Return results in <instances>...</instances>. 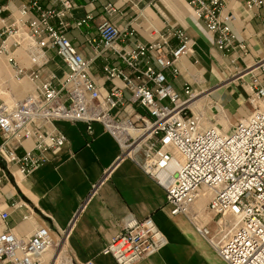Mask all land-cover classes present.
<instances>
[{
  "label": "built area",
  "instance_id": "obj_1",
  "mask_svg": "<svg viewBox=\"0 0 264 264\" xmlns=\"http://www.w3.org/2000/svg\"><path fill=\"white\" fill-rule=\"evenodd\" d=\"M88 1L90 6L96 2ZM225 3L189 0L194 16L212 35L222 57H230L233 66L246 64L249 49L237 43L230 25L235 16L224 13ZM245 4L249 12L264 8V0H247ZM74 8L73 0H28L10 25L1 19L0 8V57H11L24 47L31 67H21L15 57L8 62L16 80L27 78L34 85L31 93L12 105L0 100V158L7 168L28 177L47 161V152L63 149L68 139L56 127L57 122L85 124L90 136L93 125L100 124L119 142L123 156L136 162L165 190L171 214L186 216L226 264H264V84L256 74L264 73V61L246 64L235 73L239 80L250 77L252 112L225 130L210 123L206 112L192 110L191 104L200 94L190 82L185 81L183 95L168 83L167 72L179 78L182 59L194 54L196 43L185 29L163 33L152 28L151 41L143 43L133 41L135 30L104 20L98 26L99 37L87 40L95 56L86 59L67 33L93 17L88 14L71 25L67 18ZM105 10L110 15L116 12L111 4ZM19 28L25 37L8 44ZM172 39L177 46L171 45ZM50 50H55L68 68L63 80L44 72ZM108 55L125 68L113 66ZM103 56H107L104 79L111 87L106 94L91 75L93 62ZM28 140L32 147L26 149ZM6 179L1 171L0 189ZM99 185H93L80 210ZM204 194L208 202L199 210ZM8 217V213L1 215L2 221ZM167 243L152 217L129 215L103 254L116 264H137L156 255ZM60 245L44 226L29 238L8 230L0 234V264H41L45 253Z\"/></svg>",
  "mask_w": 264,
  "mask_h": 264
},
{
  "label": "crops",
  "instance_id": "obj_2",
  "mask_svg": "<svg viewBox=\"0 0 264 264\" xmlns=\"http://www.w3.org/2000/svg\"><path fill=\"white\" fill-rule=\"evenodd\" d=\"M27 1L0 0V8H3L1 19L7 25L13 23L20 17V8ZM246 1L226 0L224 13L235 16L231 29L237 43L245 44L249 49L246 64L252 65L258 60L264 61V8L249 12ZM73 2L75 8L67 18L71 25L88 14L93 17L86 25L72 27L67 33L86 59L95 56L94 48L87 40L99 37L98 26L104 20L121 29L135 30L133 41L143 43L151 41L152 28L163 33L182 28L196 43L194 54L182 59V76L174 79L167 72L168 83L183 95L185 81L190 82L200 94L195 102L196 109L192 110L195 113L206 112L204 116L210 123H218L225 130L252 112L250 77L246 76L243 81L235 74L244 70L246 64L238 62L233 66L230 57H222L212 35L194 16L189 0H96L93 6L88 0ZM109 4L116 9L112 15L105 10ZM20 32L22 35L16 38L22 41L25 37L23 29ZM171 45L177 46V41L172 39ZM11 57H15L23 68L32 66L24 47ZM11 57L0 59V68L5 70L0 87H11L14 82L18 89L7 92L15 102L31 93L34 85L17 83L8 63ZM106 57L96 59L91 66V75L103 94L111 89L103 74ZM110 62L115 67L125 68L116 57H110ZM154 66L158 68L156 64ZM45 68V73L53 74L59 80L68 74L67 66L55 50L48 52ZM256 74L264 84V73L257 71ZM125 97L128 99L129 94L126 93ZM56 127L67 136L68 143L61 150L47 152V161L32 175L21 176L15 168L10 171L0 158V176L1 171L7 176L0 189V234L12 230L20 237L29 238L36 228L44 226L50 230L54 240L61 241L68 264L88 261L116 264L103 251L120 233L123 220L129 215L138 219L152 217L168 243L156 255L137 264H226L186 216L171 214L165 190L151 180L136 162L123 156L119 142L102 125H93L92 136L87 134L86 125L82 123L57 122ZM24 147H32V142L28 140ZM97 183L100 185L96 194L80 210ZM207 202L208 198L200 199L198 209L205 208ZM3 213L9 214L6 221L1 219ZM53 255L54 252L52 255L46 253L42 264H53Z\"/></svg>",
  "mask_w": 264,
  "mask_h": 264
},
{
  "label": "rangeland",
  "instance_id": "obj_3",
  "mask_svg": "<svg viewBox=\"0 0 264 264\" xmlns=\"http://www.w3.org/2000/svg\"><path fill=\"white\" fill-rule=\"evenodd\" d=\"M19 34H21V33H19ZM14 40V39H17L16 37H11V38H9V40L7 41V43L8 44H10L11 43V40ZM6 59V57L5 56H1L0 57V59ZM4 75H5V70H2L1 68H0V85H2V83H3V81L4 80H2V79H4ZM13 75H14V73H13ZM15 79V78H14ZM16 80V79H15ZM17 81V83H20V84H23V83H26V82H28V83H31L32 84V82H30V81H28L27 79H24V80H16ZM7 84V83H6ZM33 85V84H32ZM15 86V83L13 82L12 84H11V87H5V88H1L0 87V100H2V101H4L5 103H9L10 102V100H8V98H11L12 99V103L11 104H13V102H14V99L12 98V97H9V92H14L16 89H18V88H15L14 87ZM7 91H9V92H7ZM17 101V100H16ZM210 218V216H208L207 217V219H209ZM58 251H60V253L62 252V251H64V250H62V249H59ZM49 254H53V252H50L49 251ZM55 254V253H54ZM65 255V254H64ZM54 256V255H53Z\"/></svg>",
  "mask_w": 264,
  "mask_h": 264
},
{
  "label": "bare ground",
  "instance_id": "obj_4",
  "mask_svg": "<svg viewBox=\"0 0 264 264\" xmlns=\"http://www.w3.org/2000/svg\"><path fill=\"white\" fill-rule=\"evenodd\" d=\"M22 29L21 28H19V32L17 33V35L15 36V37H17V36H20V35H22V34H19V33H21L20 31H21ZM24 36H25V34H24ZM14 38V37H13ZM9 40V39H8ZM9 57V56H8ZM9 63V62H8ZM8 100H10V102H9V104L8 105H12V104H10V103H12V99L11 98H8ZM22 100V99H21ZM17 101H20V100H17ZM17 101H15V102H17ZM15 102H13V104L15 103ZM196 101H194L192 104H191V108L192 109H196V103H195ZM130 133H132V130H130ZM125 148H126V146H125ZM204 198H208V195L206 196V194H204L203 195V197L201 198V199H204ZM59 249H62V250H64V248L60 245V247L56 250V251H53L55 254H54V256H53V258H54V262H53V264H68V259H67V257H66V254L64 253V251H62L61 253H60V251H58ZM48 253V252H47ZM46 254V253H45ZM65 254V255H64ZM53 261V260H52ZM43 263V257H42V259H41V264ZM52 263V262H51Z\"/></svg>",
  "mask_w": 264,
  "mask_h": 264
}]
</instances>
